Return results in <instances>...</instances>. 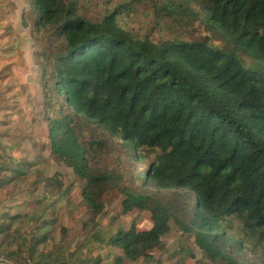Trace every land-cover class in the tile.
<instances>
[{"label": "trees", "instance_id": "16d2710c", "mask_svg": "<svg viewBox=\"0 0 264 264\" xmlns=\"http://www.w3.org/2000/svg\"><path fill=\"white\" fill-rule=\"evenodd\" d=\"M26 2L35 17L22 12L20 25L29 29L49 158L84 184L81 228L97 229L113 191L123 216L150 217L147 230L117 228L105 240L95 230L89 242L118 250L113 264L147 262L175 228L210 264H264V75L210 48L217 31L264 62V0ZM5 161L0 188L40 191L25 159ZM59 173L34 207L0 214L6 261L55 264L43 254L56 239L42 213L52 215L51 199L64 192ZM59 234L63 242L66 229Z\"/></svg>", "mask_w": 264, "mask_h": 264}, {"label": "rangeland", "instance_id": "374dc122", "mask_svg": "<svg viewBox=\"0 0 264 264\" xmlns=\"http://www.w3.org/2000/svg\"><path fill=\"white\" fill-rule=\"evenodd\" d=\"M29 11L35 17L33 8L26 0H0V32L4 36L0 43V142L1 148L4 149L0 151V157L6 160L4 163L8 161V164L25 159L32 178L35 174L38 178L35 180L42 187L34 193L30 192L34 187L28 186L14 196L13 185L0 188V212L22 202L27 204L26 210L34 207L40 202L39 196L43 193L40 195L38 192L43 191L47 178L55 171L60 172L64 192L51 199L54 208L52 215L48 212L42 213L43 219L50 222L51 234L56 240L49 244L43 254L52 252L50 259H55V264H93L91 260L94 256L101 255V246L99 243L92 245L89 242L90 233L96 230L99 240H105L117 228L128 230L134 225L138 231L147 230L151 227L150 217L147 213L138 211L123 216L122 197L113 191L104 195L106 205L103 213L97 218V229L88 227L85 232L81 228L80 221L89 218V211L83 206L80 196L84 184L58 168L49 158L45 139L46 126L42 120L44 105L34 81L36 64L32 57L29 29H23L20 25L22 12L25 15ZM26 22L31 24L30 20L26 19ZM210 38L211 49L230 55L246 70L264 75V62L232 50L217 31L210 34ZM9 48H15V51L5 54L12 60L6 63V59L3 60L1 55ZM11 196L14 201L10 199ZM111 226V230H108ZM61 228L66 229L63 242L59 240ZM114 252L116 251L112 250L108 254L111 258L110 264H113L117 255ZM23 255L25 253L21 256ZM152 258L153 260L143 261L144 263H139L142 260H138L136 264H210L194 246L191 237L180 236L175 228H171L170 233L162 238V245L152 253ZM31 259L37 264V255Z\"/></svg>", "mask_w": 264, "mask_h": 264}, {"label": "crops", "instance_id": "0c3cea01", "mask_svg": "<svg viewBox=\"0 0 264 264\" xmlns=\"http://www.w3.org/2000/svg\"><path fill=\"white\" fill-rule=\"evenodd\" d=\"M10 1V0H9ZM15 23H16V21H15ZM2 37L4 38V36H2V34H1V32H0V43L3 41V39H2ZM12 51H15V48H9L8 50H7V52H5V53H3L1 56H2V59L3 60H5V62L6 63H10V62H12V60L10 59V58H8L9 56H5V54L6 53H11ZM6 65V64H5ZM6 67V66H5ZM4 67V68H5ZM2 150H4V149H2L1 148V142H0V151H2ZM8 186V185H7ZM0 213H2V212H0ZM114 250V251H116V252H114V253H117V255H119L120 254V252L118 251V250H116L115 248H111V247H105V246H101V247H99V250H100V253H101V255L99 256H94V258L91 260L92 261V263L93 264H95L96 262V264H110V260H111V258H110V256L108 255L109 253H111L112 252V250ZM137 262H139V261H137ZM129 263H131V264H136V262L135 263H132V262H129ZM139 263H144L143 261H140ZM159 264V263H158Z\"/></svg>", "mask_w": 264, "mask_h": 264}, {"label": "built area", "instance_id": "2783aa9c", "mask_svg": "<svg viewBox=\"0 0 264 264\" xmlns=\"http://www.w3.org/2000/svg\"><path fill=\"white\" fill-rule=\"evenodd\" d=\"M0 264H12L8 261L5 260V258L0 257ZM17 264H35L33 260L29 259V258H24L22 261H20Z\"/></svg>", "mask_w": 264, "mask_h": 264}]
</instances>
